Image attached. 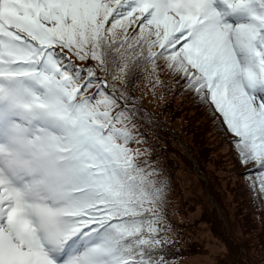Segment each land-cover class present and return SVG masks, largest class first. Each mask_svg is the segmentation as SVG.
I'll return each mask as SVG.
<instances>
[{
	"label": "snow or ice",
	"instance_id": "snow-or-ice-1",
	"mask_svg": "<svg viewBox=\"0 0 264 264\" xmlns=\"http://www.w3.org/2000/svg\"><path fill=\"white\" fill-rule=\"evenodd\" d=\"M165 69L264 202V0H0V264H171L164 181L131 146Z\"/></svg>",
	"mask_w": 264,
	"mask_h": 264
},
{
	"label": "rangeland",
	"instance_id": "rangeland-1",
	"mask_svg": "<svg viewBox=\"0 0 264 264\" xmlns=\"http://www.w3.org/2000/svg\"><path fill=\"white\" fill-rule=\"evenodd\" d=\"M170 77L168 70L160 72V79L169 86L157 87L155 94L148 80L138 82L135 95L140 111L135 134L144 142L131 146L148 150L141 159L158 171L152 179L164 181L157 187L162 186L165 193L161 211L166 217L163 226H171V264H264L254 242L257 232L253 228L259 225L245 220L247 209L239 222L237 209L236 195L249 184L244 173L255 165L245 167L238 162L232 140L223 129L220 132L221 125L211 117L209 106L186 90L183 81L177 83ZM198 112L203 119H194ZM208 116V131L198 137L199 124ZM223 213L229 217L228 224ZM229 241L246 245L244 261L233 253Z\"/></svg>",
	"mask_w": 264,
	"mask_h": 264
},
{
	"label": "trees",
	"instance_id": "trees-1",
	"mask_svg": "<svg viewBox=\"0 0 264 264\" xmlns=\"http://www.w3.org/2000/svg\"><path fill=\"white\" fill-rule=\"evenodd\" d=\"M71 59L73 60V62L76 64L77 67L83 68V64H79L80 61L76 60V58L74 56L71 57ZM210 110L211 107L210 105H208ZM195 111V108L193 109ZM211 117L215 118L221 125V129L219 128L220 132H222V129L224 131V133L226 134L227 138L230 140H233L234 137L231 135V133H229L226 129V125L223 124L222 122V118H218V114H213L212 110H211ZM194 119L196 120H201L203 119V117L201 116V113H197L194 117ZM209 116L206 118V122H203L201 124H199V127L197 129L198 132V137H202L204 136L207 131H208V126H209ZM192 153V152H191ZM238 162L239 159L237 158ZM197 164L200 165V159H197ZM249 182H247L248 184ZM209 193H211V195L213 196V201L214 202H219L218 198L216 197V195L212 192V190L210 189L209 186ZM237 197V209L239 211V222L242 221L243 222V210L247 209L248 213L245 215V220L249 221L250 223H256L257 225H259V228H253L254 230H256V234L255 238H254V242L257 241L256 243V247H257V257L259 258H263L264 259V202H261L259 200V198L257 199H253L252 193L249 190V187L247 185V187L243 188V191L240 194L236 195ZM247 205V208H244L243 206ZM214 216L217 217V213L216 210L214 211ZM223 217L224 219L227 221L228 224V220L229 217L228 215H224L223 213ZM220 218V217H219ZM226 232V229L224 230ZM220 236H222V233H220ZM230 249L233 251V253H236L237 256H239V261H244V253L245 251H247V247L245 244H236L233 241H229L228 242ZM248 246V244H247ZM249 248V246H248ZM258 259V258H257ZM246 264V263H245Z\"/></svg>",
	"mask_w": 264,
	"mask_h": 264
}]
</instances>
